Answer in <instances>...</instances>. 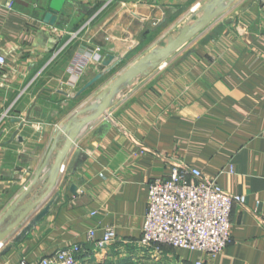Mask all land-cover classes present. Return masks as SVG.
Here are the masks:
<instances>
[{
	"label": "crops",
	"instance_id": "crops-1",
	"mask_svg": "<svg viewBox=\"0 0 264 264\" xmlns=\"http://www.w3.org/2000/svg\"><path fill=\"white\" fill-rule=\"evenodd\" d=\"M51 1L14 0L13 9H0V219L29 187L17 211L41 195L71 118L81 133L49 198L0 244V264H38L74 244L83 247L80 264H264V1L240 0L116 94L91 125L100 92L203 0H66L50 23ZM96 49L104 60L114 56L109 72L88 59ZM175 166L197 168L246 197L234 203L232 242L215 258L140 244L149 183ZM109 226L116 238L100 250L88 232L100 239Z\"/></svg>",
	"mask_w": 264,
	"mask_h": 264
},
{
	"label": "built area",
	"instance_id": "built-area-1",
	"mask_svg": "<svg viewBox=\"0 0 264 264\" xmlns=\"http://www.w3.org/2000/svg\"><path fill=\"white\" fill-rule=\"evenodd\" d=\"M2 7L13 9L14 0H0V9ZM90 58L98 62L104 60L99 49L88 54ZM5 61V57L0 56V65ZM86 64L85 61L78 66L75 80L79 79ZM234 171V166L230 165L229 172ZM245 200V195L226 192L216 178L205 177L197 168L175 166L168 178H156L149 183L148 208L140 244L157 252L170 245L215 258L232 242L231 212L234 203L241 204ZM115 238L113 226L107 227L100 239L96 238V229L88 232V240L100 250ZM82 252L83 247L74 244L52 257L43 258L38 264H80ZM18 264L30 263L23 258Z\"/></svg>",
	"mask_w": 264,
	"mask_h": 264
},
{
	"label": "water",
	"instance_id": "water-1",
	"mask_svg": "<svg viewBox=\"0 0 264 264\" xmlns=\"http://www.w3.org/2000/svg\"><path fill=\"white\" fill-rule=\"evenodd\" d=\"M65 1L66 0L51 1L50 9L45 17L46 22H55L57 14L62 10ZM239 1L240 0H203L198 3L191 9V12L182 20L174 32L169 34L161 44H157L149 49L100 92V94L96 97V100L98 101L96 113L93 119L88 121L87 124L91 125L92 121L94 122L99 117L108 102L116 96V94L125 92L138 79L148 76L153 70L166 64L168 60H170L177 52L185 48L193 39L223 17ZM113 61L114 56H109L107 60H103V65L107 67L105 73L113 69L115 66ZM103 74L104 73H99L94 78L89 80L78 92V95L82 94L98 80H100L103 77ZM75 121V118H71L63 127V130L66 133L65 140L67 145L66 148L59 150L52 167L51 175L47 184L44 186L41 195L37 196L32 201L24 202L21 210L17 211V204L21 203L25 196L32 191V188L29 187L8 210V212H6V214L0 219L1 224L5 222L9 216H14L15 218L6 229L0 230V244L9 235H11L17 227L26 222V220H28L29 217L44 204L53 192L64 160L72 148V139L81 133L80 131H74L72 124ZM72 188L75 190V187ZM51 203L52 200H50V202L36 214L34 220L27 225L21 235H25L35 222L41 220L47 214Z\"/></svg>",
	"mask_w": 264,
	"mask_h": 264
}]
</instances>
